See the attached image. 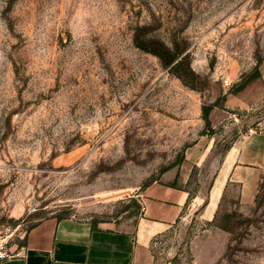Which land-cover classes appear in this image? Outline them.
Segmentation results:
<instances>
[{
    "label": "rangeland",
    "instance_id": "obj_1",
    "mask_svg": "<svg viewBox=\"0 0 264 264\" xmlns=\"http://www.w3.org/2000/svg\"><path fill=\"white\" fill-rule=\"evenodd\" d=\"M250 130L264 133V0H0L12 247L50 218L131 227L145 190L188 159L155 264H264V174L250 198L219 175Z\"/></svg>",
    "mask_w": 264,
    "mask_h": 264
},
{
    "label": "crops",
    "instance_id": "obj_2",
    "mask_svg": "<svg viewBox=\"0 0 264 264\" xmlns=\"http://www.w3.org/2000/svg\"><path fill=\"white\" fill-rule=\"evenodd\" d=\"M188 166L187 159L145 190L146 210L135 225L50 218L32 228L22 246L12 247L19 256L0 264H155L153 240L180 218L187 202L189 191L182 184L188 179ZM263 174L264 133L248 135L219 173L225 185L243 188L245 198Z\"/></svg>",
    "mask_w": 264,
    "mask_h": 264
},
{
    "label": "built area",
    "instance_id": "obj_3",
    "mask_svg": "<svg viewBox=\"0 0 264 264\" xmlns=\"http://www.w3.org/2000/svg\"><path fill=\"white\" fill-rule=\"evenodd\" d=\"M225 85L230 86L232 82L229 79L224 80ZM254 133V130H250L248 135ZM146 210V207H142V212ZM21 254L20 251H15L12 249L10 244V239L7 235L0 232V262L17 257Z\"/></svg>",
    "mask_w": 264,
    "mask_h": 264
},
{
    "label": "trees",
    "instance_id": "obj_4",
    "mask_svg": "<svg viewBox=\"0 0 264 264\" xmlns=\"http://www.w3.org/2000/svg\"><path fill=\"white\" fill-rule=\"evenodd\" d=\"M217 105H218V103L215 104V105H211V106H209V107L205 110V112H204V119H205V121H206L207 127H211V121H210V119H209V115H210L211 111H212ZM178 165H180V162H179V163H175L174 165H172V166H170L169 168H167L166 172L169 171V170H171L172 168L177 167ZM36 225H38V223L35 224L32 228H34ZM32 228H31V229H32ZM31 229H30V230H31Z\"/></svg>",
    "mask_w": 264,
    "mask_h": 264
}]
</instances>
